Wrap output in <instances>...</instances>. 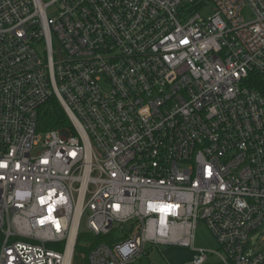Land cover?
I'll list each match as a JSON object with an SVG mask.
<instances>
[{
  "label": "built area",
  "instance_id": "built-area-1",
  "mask_svg": "<svg viewBox=\"0 0 264 264\" xmlns=\"http://www.w3.org/2000/svg\"><path fill=\"white\" fill-rule=\"evenodd\" d=\"M252 73L264 78V0H0V264H74L83 219L112 232L88 264H133L151 245L264 264ZM53 97L70 126L42 128ZM200 220L217 250L192 246Z\"/></svg>",
  "mask_w": 264,
  "mask_h": 264
},
{
  "label": "rangeland",
  "instance_id": "rangeland-1",
  "mask_svg": "<svg viewBox=\"0 0 264 264\" xmlns=\"http://www.w3.org/2000/svg\"><path fill=\"white\" fill-rule=\"evenodd\" d=\"M210 13V10L205 11L204 14L207 16ZM243 17L246 21L252 20L251 12L248 8L243 9ZM81 231L85 229L84 227V219L80 226ZM120 232L116 230V237H118ZM253 236V244L262 247L264 246V227H261L257 232L252 234ZM193 247L195 248H203L205 250H217L218 244L211 234L209 228L203 220H200L195 229V238L193 241ZM184 248L191 251L194 255L195 251L191 250L190 247H182L177 245H151L148 246L147 252L141 256L140 259L135 261L133 264H170L168 261V250L169 249H178ZM86 253H78L74 256V264H86ZM207 261L212 263H219V258L210 252L207 253ZM186 264V263H185ZM188 264V263H187Z\"/></svg>",
  "mask_w": 264,
  "mask_h": 264
},
{
  "label": "trees",
  "instance_id": "trees-1",
  "mask_svg": "<svg viewBox=\"0 0 264 264\" xmlns=\"http://www.w3.org/2000/svg\"><path fill=\"white\" fill-rule=\"evenodd\" d=\"M249 83L252 87L259 90L264 95V78L256 73L250 75ZM42 128H61L70 126L71 122L63 110L58 100L53 97L43 107L42 110ZM112 236V232L108 235H94L86 230L79 233L77 244L75 246V253H86L97 243L106 242ZM86 258V257H85ZM86 264L87 258H86Z\"/></svg>",
  "mask_w": 264,
  "mask_h": 264
},
{
  "label": "crops",
  "instance_id": "crops-1",
  "mask_svg": "<svg viewBox=\"0 0 264 264\" xmlns=\"http://www.w3.org/2000/svg\"><path fill=\"white\" fill-rule=\"evenodd\" d=\"M191 250L193 249L191 248ZM167 255L170 264H185V263L189 264L193 258V253L184 248L169 249ZM205 264H219V263H212L206 260Z\"/></svg>",
  "mask_w": 264,
  "mask_h": 264
}]
</instances>
